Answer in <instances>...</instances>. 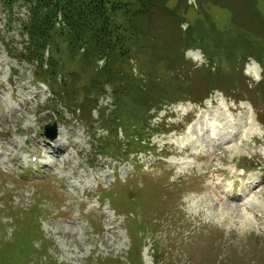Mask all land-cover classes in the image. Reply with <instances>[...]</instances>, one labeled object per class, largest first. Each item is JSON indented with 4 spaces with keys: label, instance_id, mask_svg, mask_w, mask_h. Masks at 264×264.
I'll list each match as a JSON object with an SVG mask.
<instances>
[{
    "label": "rangeland",
    "instance_id": "374dc122",
    "mask_svg": "<svg viewBox=\"0 0 264 264\" xmlns=\"http://www.w3.org/2000/svg\"><path fill=\"white\" fill-rule=\"evenodd\" d=\"M261 7L264 1L238 0L235 5L203 8L214 22L204 23L208 29L204 36L215 32L226 40L224 45L236 36L248 40L241 24L250 20L249 36L261 39ZM14 14L15 20L27 16L23 5ZM238 14L247 19L236 23ZM156 18L159 35L150 41V50L157 58L142 70L143 76L138 63L129 72L138 86L150 81L155 91L179 79L191 93L181 94V87L173 94L192 102H176L149 114L145 107L143 118L154 116L153 124L132 122L127 132L137 131L134 136L145 143L126 141L129 146L111 152L109 158L99 154L94 142L95 134L104 129L105 109L114 113L125 101L145 104L123 91L126 84L120 77L106 76L118 57L95 63L84 53L66 51L71 57L65 63L74 81L56 89L58 100L67 107L64 111L35 79L39 61L34 56L26 60L22 50L26 39L0 3V36L14 48L7 50L0 42V264H264V48L248 40V48L237 54L235 43L216 55H221L220 63L213 69L212 60L198 48L178 52L171 21L159 10ZM201 18L207 17L197 20ZM188 26L184 23L182 30ZM254 49L257 58L248 56L257 62L236 64V55L243 59ZM81 55L88 61L76 64L74 58ZM254 65L258 78L247 74ZM99 99V112H92ZM209 101L223 111L229 108L237 124L229 129L231 141L221 150L214 147L219 143L215 137L183 140L187 122ZM49 124H56L60 134H73L79 145L65 146L67 169L62 161L57 167L50 164L55 141L43 134ZM105 130L99 132L101 138L119 135L117 129ZM119 137L120 142L126 140L121 131ZM38 142L42 158L36 153ZM245 170H254L246 180ZM253 176L260 180L255 193H249L254 199L239 201L228 190L223 191L227 197L212 191L217 179L227 188L230 183L249 187Z\"/></svg>",
    "mask_w": 264,
    "mask_h": 264
},
{
    "label": "trees",
    "instance_id": "16d2710c",
    "mask_svg": "<svg viewBox=\"0 0 264 264\" xmlns=\"http://www.w3.org/2000/svg\"><path fill=\"white\" fill-rule=\"evenodd\" d=\"M171 1L163 0L160 4L155 0H0V3L5 7L9 17L13 19L16 7L23 5L26 10L27 18L25 20L19 17L16 20L14 19L15 27L20 31L21 37L27 38L26 53L24 52L26 60L27 56L36 57L41 69V72L36 73L42 77L41 80L50 87L54 94H56L55 89L57 87H62L68 80L74 81L72 71L69 65L65 63L71 57L66 51L74 54L75 52L76 54L84 53L90 57V62L94 61L95 63L103 60L111 62L118 57V61L113 64L112 70L105 73L106 76L116 75L117 78L120 77L121 82L126 84L123 91L137 95V97L143 99L145 104L142 101L138 103L125 101L117 106L114 113L108 114L105 111L107 115L102 118L105 131L113 132L117 129L119 132V135L113 132L111 139L101 141L96 138L97 134H95L94 142L99 147V154L106 157L110 156L108 154L111 152H116L118 149L123 150L124 147H127L125 144L118 143L120 129L129 142L137 141L138 145L143 143V140L138 136H134V132L137 131L132 132L130 135H127V132L131 130L132 122L151 125L154 116H148L144 119L145 107L147 114H149L151 109L159 111L164 106L173 105L180 101H188L173 94V89L176 88H183L181 94L191 93L188 86L180 82L179 79H175L173 84L159 87L158 91L153 89V84H150V81L145 85L138 86L133 75L129 72L133 69L132 64L137 65L138 63L140 75L143 76L142 70H146L147 65L151 66L153 60L157 58L156 54L150 50L152 48V42L150 41L159 35L160 24L156 18L158 10L171 21V26L177 32L179 40L176 45L177 51L184 53L188 49L198 48L203 51L208 60H212L210 62L213 69L220 63L219 57L221 55L217 57L216 55L235 43H237V54L248 48L251 43L248 40H253L254 47L260 45L264 48V43H262L264 28L261 26V39L258 36H249L247 27H250L248 22L250 20H245L241 24L248 40L237 39L236 36L224 45L226 40L221 39L215 32L204 36V32L208 31L204 23L214 25V22L209 18L208 12L204 11L203 13L201 10L211 6H225L226 3L235 5L238 0H230L229 2L226 0H197L198 9L191 7L188 0H176L174 5H170ZM260 1L262 3L264 0ZM243 2L251 4L252 0H243ZM192 9L197 12L193 13ZM262 9L261 16L264 20V10ZM203 15L207 18L197 20ZM257 16L258 13L255 12V19ZM60 17L62 18V24L57 26ZM241 17H245V14H238L236 23L239 22ZM255 19L253 23L257 25L258 22ZM184 23L189 25L185 31L182 30ZM6 37H8L7 34L4 38ZM0 39L6 47L10 46L9 41H5L3 36H0ZM56 47L59 49V53L54 52ZM83 55L74 58L76 64L88 61ZM248 55L257 58L256 49L243 59L237 58L236 55V64L239 65L240 63L237 60L242 62L250 58ZM263 59H261V65L264 69ZM48 71L49 73H45ZM105 81L109 82V80ZM135 86L139 89L133 88ZM213 92L214 90H212L210 96ZM103 94L104 92L101 96ZM198 102H201V100H198ZM116 117L122 121L121 125L116 124ZM115 135L117 137L114 140Z\"/></svg>",
    "mask_w": 264,
    "mask_h": 264
},
{
    "label": "bare ground",
    "instance_id": "6f19581e",
    "mask_svg": "<svg viewBox=\"0 0 264 264\" xmlns=\"http://www.w3.org/2000/svg\"><path fill=\"white\" fill-rule=\"evenodd\" d=\"M247 74L253 75L255 78H258L260 75V71L258 67L254 65V67H251L249 68V70H247ZM24 107H26V105H24ZM224 109L225 110L223 111L221 110L220 107L212 106V101H209L207 103L206 109H204L199 114L197 120L194 122V124L191 125L190 129L183 137V140H187L186 136H189L188 141L191 138L192 142L198 141L203 137H208V138L215 137L218 139L219 143L215 144L214 147H218L219 150H221L224 144H227L228 142L231 141L232 135H230L231 132L229 131V129L232 126L237 125L235 122L234 116L230 113L229 108L224 107ZM239 122L241 123V120H239ZM242 124H243V121H242ZM73 136H74L73 134H69V133L59 134V137L54 142L55 150L54 151L52 150L53 153L51 157L53 158V161L50 162V164H52V167H57L58 161H62L63 169H67L69 167L70 160L63 159V155L66 153L65 146L67 144L73 148H76V149L78 148L79 145L73 139ZM188 147L189 146H187L184 150H187ZM48 152L50 151L47 150V153ZM184 152H189V151H182L180 152V154ZM36 153L40 158H42V148H41L40 142L36 143ZM189 155L194 156V154L190 152H189ZM54 159H57V161H54ZM77 171H78V167H75L74 173H76ZM250 179L252 181L248 183L249 187H241L242 190L239 191L240 193H236L238 192L239 189L231 185V183L228 184V188L225 186H222V182L219 179L216 180L214 187H212V191L216 190L219 196L227 197V195H225V192L226 190H228L233 196H237V197H232V198L238 199L239 201H241L242 198L247 199V197H252V199H254L253 195L255 194L249 195V193H255L254 191L257 190V188L259 187L258 182H260V180L258 181L257 179H259V177H256V176H253ZM250 183H252V186L250 185ZM243 189H245V191H243ZM242 204H248V202L242 203ZM241 206L244 207L246 205H241Z\"/></svg>",
    "mask_w": 264,
    "mask_h": 264
},
{
    "label": "water",
    "instance_id": "95a60500",
    "mask_svg": "<svg viewBox=\"0 0 264 264\" xmlns=\"http://www.w3.org/2000/svg\"><path fill=\"white\" fill-rule=\"evenodd\" d=\"M45 129H46L45 135H46L51 141L56 140V138H57V136H58V131H57L56 126H54L53 128H51L50 126H46Z\"/></svg>",
    "mask_w": 264,
    "mask_h": 264
}]
</instances>
